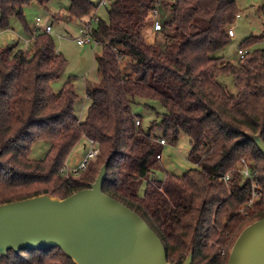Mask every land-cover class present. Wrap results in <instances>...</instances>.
<instances>
[{
	"label": "trees",
	"instance_id": "16d2710c",
	"mask_svg": "<svg viewBox=\"0 0 264 264\" xmlns=\"http://www.w3.org/2000/svg\"><path fill=\"white\" fill-rule=\"evenodd\" d=\"M33 1L49 0H0L1 30L11 28L15 16L30 35L24 49L0 46V204L40 194L66 198L90 187L109 160L103 191L143 217L161 238L168 261L183 264L193 247L192 264H227L242 230L264 217V155L246 135L261 133L264 141V34L246 37L239 44L245 55L234 63L216 53L231 41L228 29L241 12L236 0H172V17L159 19L163 29L153 43L141 26L158 0H109L108 17L96 16L89 29L102 52L96 56L99 80L86 83L90 104L80 119L74 83L66 81L59 92L52 86L66 57L51 32L25 21L24 7ZM98 5L70 0L69 17L83 19ZM257 12L264 14V5ZM222 75L234 77L236 93L219 81ZM137 99L157 101L166 110L149 130L134 112ZM181 132L190 139L188 158L197 167L151 179L161 167L159 140L176 142ZM83 138L94 142L97 157L67 175V159ZM41 140L50 141V149L34 160L32 146ZM242 159L259 184L254 205H247L252 185L241 172ZM0 264L75 263L53 247L9 250Z\"/></svg>",
	"mask_w": 264,
	"mask_h": 264
},
{
	"label": "water",
	"instance_id": "95a60500",
	"mask_svg": "<svg viewBox=\"0 0 264 264\" xmlns=\"http://www.w3.org/2000/svg\"><path fill=\"white\" fill-rule=\"evenodd\" d=\"M246 135L264 155L261 133ZM108 164L90 187L66 198L40 194L0 204V258L9 250L58 247L75 264H175L143 217L103 191ZM193 255L191 247L183 264ZM227 264H264V217L242 230Z\"/></svg>",
	"mask_w": 264,
	"mask_h": 264
},
{
	"label": "rangeland",
	"instance_id": "374dc122",
	"mask_svg": "<svg viewBox=\"0 0 264 264\" xmlns=\"http://www.w3.org/2000/svg\"><path fill=\"white\" fill-rule=\"evenodd\" d=\"M90 1L96 5L99 4L95 14L106 19L108 17L109 4H102L103 0ZM236 2L241 12L233 25L235 36L231 38L226 47L216 53V55L224 56L226 60L234 63L240 59L239 44L246 37L264 34V14L257 12V9L264 5V0H236ZM168 3H172V0H158L157 17L163 23L172 17V9L167 5ZM69 6L70 0H49L44 5L38 1H33L24 7L23 12L25 21L31 28H41L42 26L44 30L47 23L53 26L51 35L58 50L66 57L67 64L60 77L52 83V86L56 92H59L66 81L71 80L74 83L76 93L79 95L75 111L76 115L83 119L90 104V100L86 95V83L87 81L99 80L96 56L101 54L102 46L97 43L78 44L77 39L82 36L84 21L88 20H72L68 13ZM145 14L147 13L145 12ZM38 17L41 18L39 25H37L36 21ZM145 18L147 19L148 17L145 16ZM149 24L150 22H143L141 31L148 42L153 43L155 40L154 32L150 34L149 39V35L145 31L146 25L148 26ZM10 26L11 30L8 31H2L0 28V46L16 44L20 48H26L30 41V35L25 30L24 23L13 16L10 18ZM167 30L169 33H174L173 29L168 28ZM261 47H263V44L260 43L251 47V50ZM218 79L231 93L237 92L235 79L232 75H222ZM133 109L136 114L142 117L143 128L146 130H149L154 120L160 121L162 113L166 112L165 108L157 101L147 99H137ZM156 132L159 135L162 134L159 130H156ZM50 145L51 143L48 140H41L33 144L31 158L34 160L43 159L47 155ZM91 148L92 145L89 139H81L71 151L66 166L71 169L79 167L88 156ZM190 150V139L184 132L180 133L176 142L167 141V144L162 146L161 158L159 159L161 167L155 170L151 179L164 180L167 175L171 174L182 176L187 170L196 168L197 164L188 158ZM90 159H96V157ZM146 184L147 180H144L140 187L141 195L144 193Z\"/></svg>",
	"mask_w": 264,
	"mask_h": 264
},
{
	"label": "built area",
	"instance_id": "2783aa9c",
	"mask_svg": "<svg viewBox=\"0 0 264 264\" xmlns=\"http://www.w3.org/2000/svg\"><path fill=\"white\" fill-rule=\"evenodd\" d=\"M107 2H108V0H103L102 4L105 5ZM157 14H158L157 9L148 11L149 16L147 15L148 18L146 19V23L150 22L151 33H153V32L155 33L157 31H160L163 29V23L159 20V18L157 17ZM36 21H37V25H39L41 22V18L38 17ZM94 21H97V17H93V18L89 19L88 21H85L84 26H83V30H82V36L77 39L78 44H80V45H84L87 43H95L96 44V41L94 40V38L89 33L90 26H91L92 22H94ZM45 30L47 32H53V26L51 24L45 25ZM228 35L230 37H234L235 32H234L233 26L228 29ZM238 52L240 54V58H243L245 55V51L239 50ZM137 124L138 125L140 124V120H137ZM159 141L162 145L167 144V141L164 138H161ZM90 143L92 145V148H91L88 156L79 165V167L71 169V168L66 166V168L63 170V171H65V173L67 175L69 173L77 174L79 170L85 169L90 158L97 157L98 149L94 146V142L92 140H90ZM241 162H242L241 172L245 176H247L251 179V185H252V195H251V198L249 199L247 205H254L257 203V199L260 196V193L257 191L259 188V184L254 180L253 171L251 170L250 164L246 161V159H242ZM228 178H229V176L226 175L223 179L225 181H227ZM222 253H224V252L222 251Z\"/></svg>",
	"mask_w": 264,
	"mask_h": 264
},
{
	"label": "crops",
	"instance_id": "0c3cea01",
	"mask_svg": "<svg viewBox=\"0 0 264 264\" xmlns=\"http://www.w3.org/2000/svg\"><path fill=\"white\" fill-rule=\"evenodd\" d=\"M96 9L95 10H93L92 12H91V14L90 15H88V16H85L84 18H83V20L84 19H87V20H89V19H91V18H93V17H96L97 15L95 14L96 12ZM146 16L148 15V11L146 10ZM85 22V21H84ZM49 23H47L46 25H48ZM41 28H43L42 26H41ZM44 29H45V27H44ZM8 30H11V28H9V29H6V30H2V31H8ZM145 31H146V33L149 35V39H150V34H151V25L149 24L148 26L146 25V29H145ZM146 34V35H147ZM235 36V35H234ZM154 39V38H153ZM76 168V167H75Z\"/></svg>",
	"mask_w": 264,
	"mask_h": 264
}]
</instances>
